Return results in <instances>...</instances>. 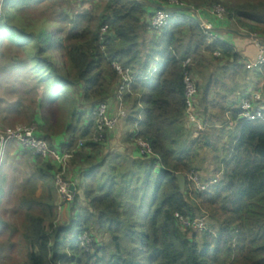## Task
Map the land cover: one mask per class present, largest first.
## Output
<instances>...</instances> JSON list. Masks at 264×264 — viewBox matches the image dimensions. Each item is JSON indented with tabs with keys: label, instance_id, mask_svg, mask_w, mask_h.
Masks as SVG:
<instances>
[{
	"label": "trees",
	"instance_id": "trees-1",
	"mask_svg": "<svg viewBox=\"0 0 264 264\" xmlns=\"http://www.w3.org/2000/svg\"><path fill=\"white\" fill-rule=\"evenodd\" d=\"M47 1L7 0V11L22 13L19 26L5 12L4 26L18 37L19 47H35L33 71L40 73L37 85L45 87L42 115L39 120L29 117L27 126L36 127L37 136L51 148L73 154L67 180L86 172L71 204L77 214L69 223L56 225L53 180L61 169L32 156L33 172L16 208L20 227L9 226L7 213H0V264H264V123L240 119L241 98L232 101L230 95L217 93H231L253 69L264 80V67L250 68L223 38L231 33L216 31L224 27L264 37L258 31L264 28V0H181L186 9L225 8L222 21L204 15L218 35L210 42L185 9L163 30H151L148 22L157 9L146 3L165 8L166 0H96L94 7L76 16L68 36L66 28L50 30L39 15H30L37 13L36 2ZM215 52L220 57H214ZM210 58L220 74L204 83L199 73L210 65ZM188 60L192 66L186 67ZM115 64L137 79L121 103L131 111V143L138 150L133 140L137 133L150 143L153 157L98 162L104 143L93 141L99 134L94 110L118 98L121 78ZM186 71L198 86L196 110L207 125L204 131L185 120ZM212 91L219 101L209 100ZM82 141L85 145L79 148ZM202 152L216 154L214 179H207L197 166ZM104 165H109V174L102 173ZM192 172L200 175L205 191L190 184ZM178 174L187 179L184 192ZM6 180V175L0 179V204L6 198ZM179 218L202 221L204 226L185 228ZM98 230L106 242L95 240ZM83 234L93 239L90 252L78 243Z\"/></svg>",
	"mask_w": 264,
	"mask_h": 264
},
{
	"label": "rangeland",
	"instance_id": "rangeland-1",
	"mask_svg": "<svg viewBox=\"0 0 264 264\" xmlns=\"http://www.w3.org/2000/svg\"><path fill=\"white\" fill-rule=\"evenodd\" d=\"M36 3L37 4L34 6L37 8V13L30 15H39L40 19L47 22V24H43V27H49L50 30H54L56 27H59L62 30L66 28L65 36H68L74 27L76 16L83 14L94 7L96 0H49L45 3ZM5 12L7 16L9 14L8 17L13 15L15 17V24L19 25L18 22L22 13L19 9L7 11L5 8ZM6 14L3 17L4 23L0 24V34L5 32L3 36L0 35V136L8 130H15L19 127L29 128V126H27V124H29V117H35L39 120L42 115L40 105L46 96L44 85H37L40 73L38 74L33 71L35 65L33 56L36 54L35 47L32 43H27L26 49L19 47L18 43L15 42V39H18V37L15 36L10 28L4 26L7 20ZM65 19L66 21H64ZM234 27L237 28V26ZM258 31L260 32L259 34L264 35V28H259ZM234 32L237 31L234 30ZM241 34L247 36L251 35L247 32ZM9 37L14 38L13 42L8 41ZM252 38L253 37L250 36V39ZM55 42L56 39L52 41L48 47L51 49ZM213 61L214 60L212 59L210 65L203 68L199 73L204 83L208 82L210 77H216L220 74L219 66ZM233 88L234 90H232L231 93L221 90L217 91V93H220L221 95H230L232 101H234L233 97L239 96L241 101L243 98L242 94L247 92L245 81H237ZM217 93L212 91L209 100L219 101ZM124 108L123 110L125 111ZM125 113L126 117H128V112L125 111ZM8 146L6 147L7 151L5 149H0L2 150L0 154H5V156L0 157V179L4 175L7 177L4 185L6 188V198H4L3 203L0 204V213L5 211L7 213V224L12 228L17 229L21 224V216L16 211V208L21 199L25 196L23 185L33 172L31 162L33 154L30 152L31 154H27L26 156L23 154L25 150L13 142ZM201 154L202 158L197 162V166L201 167L200 169L202 170L200 172L206 176L207 179H214L218 166V162L215 159L216 154L211 152H202ZM27 157L29 158V161L26 159ZM134 160L138 161L139 159ZM157 164L159 165V163H156V165ZM218 176L221 177V175ZM53 186L55 187V183ZM7 199L11 202L5 204ZM71 204L72 203H63L58 195L56 225L69 223L75 217L77 211H74V207L72 208ZM207 221L208 220H206V223ZM94 233L96 236L95 240L100 239L103 242L107 241L104 237H100V230L97 232L95 231Z\"/></svg>",
	"mask_w": 264,
	"mask_h": 264
},
{
	"label": "built area",
	"instance_id": "built-area-1",
	"mask_svg": "<svg viewBox=\"0 0 264 264\" xmlns=\"http://www.w3.org/2000/svg\"><path fill=\"white\" fill-rule=\"evenodd\" d=\"M5 4L6 0H0V20L5 16ZM187 10L189 16L196 18L207 36L208 42L215 40L218 35L215 32L212 23L204 19V15H210L212 18H216L222 21L225 18L226 10L222 6H216L209 10L198 11L194 8L186 9V5L181 0H166V7L162 9H157L154 16L149 20L148 24L151 30L161 31L166 26L169 25L170 20L175 16L179 15L180 10ZM188 15V14H187ZM108 28L102 29V35L107 33ZM101 37V41L103 40ZM252 41L256 44L259 49L257 60L250 68H262L264 67V39L257 35H254ZM104 47L102 46V49ZM214 57H220L219 52L214 53ZM186 67L192 66L190 60L186 61ZM117 69L119 76L121 78V84L118 89V98L122 103V97L128 86L135 80L128 69H124L117 64L114 65ZM157 71V69H154ZM184 85V97L186 105L185 120L187 123L194 127L196 131H204L206 126L201 122L197 115V101H198V86L195 78L188 71L185 72L183 79ZM123 106V104H121ZM124 107V106H123ZM122 109V108H121ZM240 114L239 117L242 120L251 121H262L264 123V95L263 91H254L252 93L246 94L239 103ZM94 114L97 117V125L99 134L94 137L95 143H105L108 135L113 131L120 120L126 117L125 111L122 109L115 115H111L110 103L103 102L96 106ZM133 140L137 144L138 153L141 157H153L154 152L150 143L143 140L134 133ZM16 143L24 150H27L33 154L34 157H40L43 160H49L60 167L61 171L58 172L54 178L55 188L60 196L63 203L70 204L73 203L80 185V179L76 178L73 181L66 179L68 170L71 168V159L74 157L72 153H62L59 149H53L50 147L48 142L41 137L37 136L36 127H19L15 130H8L1 134L0 136V149H5L10 143ZM2 145V146H1ZM85 142H80L79 148L84 147ZM9 147V146H8ZM4 150V152H5ZM2 150H0L1 152ZM7 151V150H6ZM4 154H0L2 157ZM217 180V179H216ZM188 181L192 186H194L197 191H205L207 186L203 184L200 180V175L197 172H192L188 176ZM180 224L185 228L190 229H202L204 223L202 221L189 222L184 220V218H179ZM79 245L85 249L86 252H90L93 239L89 237L88 234H83L78 238Z\"/></svg>",
	"mask_w": 264,
	"mask_h": 264
},
{
	"label": "crops",
	"instance_id": "crops-1",
	"mask_svg": "<svg viewBox=\"0 0 264 264\" xmlns=\"http://www.w3.org/2000/svg\"><path fill=\"white\" fill-rule=\"evenodd\" d=\"M209 22L212 23V21H209ZM216 31H218L219 33H226V32L229 33L230 32L231 33L230 36L223 34V38L227 39L230 43H232V45H234V47L236 48V51L240 55H242L243 59L246 61L248 65L251 66L255 63V61L257 60L259 49L254 43V41L250 39V36L252 35L247 36L245 34H241L238 32H234V31L231 32V31L226 30L224 27H221L217 29ZM262 38L264 39V37ZM254 72L255 71L253 69L247 76L240 79V80H244L247 86V89H246L247 92L243 93L242 97L245 96L246 94L252 93L254 91H259V90L263 91V95H264V80L262 78H257ZM121 108L123 109L124 107L121 106V101L119 100V98H115L112 102H110L111 115H115L116 112H119L120 110H122ZM124 109L125 111L128 112V115L130 116V112H131L130 108L125 106ZM130 135H131V128L127 123V117L125 119L122 118L120 122L118 123V125L116 126V128L108 134L107 140L103 145L102 152L99 155L98 162L99 163L100 162L102 163V161L109 162L110 160L116 157H120L128 162L135 161L134 159L141 160V156H139L138 150L135 148V144L131 143ZM109 168H110L109 165H104L101 170L102 173L109 174ZM155 170H156L155 172L159 171L158 164L156 165ZM85 172L86 170L80 174L75 173V176H78V175L80 176L79 177L80 184H81V176L84 175Z\"/></svg>",
	"mask_w": 264,
	"mask_h": 264
},
{
	"label": "water",
	"instance_id": "water-1",
	"mask_svg": "<svg viewBox=\"0 0 264 264\" xmlns=\"http://www.w3.org/2000/svg\"><path fill=\"white\" fill-rule=\"evenodd\" d=\"M146 4H148V6H152V7L156 8V9H162L161 7H159L157 5H154V4H151V3H146ZM176 178L178 180L180 190L182 192H184L185 189H186V185H187L186 177L184 175H182V174H178V175H176Z\"/></svg>",
	"mask_w": 264,
	"mask_h": 264
},
{
	"label": "clouds",
	"instance_id": "clouds-1",
	"mask_svg": "<svg viewBox=\"0 0 264 264\" xmlns=\"http://www.w3.org/2000/svg\"><path fill=\"white\" fill-rule=\"evenodd\" d=\"M7 1V0H6ZM252 37H254V35H252ZM252 40V39H251ZM3 156H5V154L3 155Z\"/></svg>",
	"mask_w": 264,
	"mask_h": 264
}]
</instances>
